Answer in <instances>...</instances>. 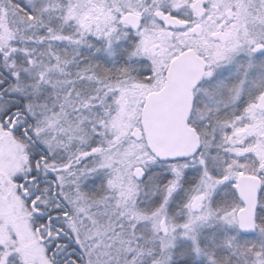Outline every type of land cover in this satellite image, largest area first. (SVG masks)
<instances>
[{
    "label": "snow or ice",
    "instance_id": "obj_1",
    "mask_svg": "<svg viewBox=\"0 0 264 264\" xmlns=\"http://www.w3.org/2000/svg\"><path fill=\"white\" fill-rule=\"evenodd\" d=\"M0 264H264V0H0Z\"/></svg>",
    "mask_w": 264,
    "mask_h": 264
}]
</instances>
